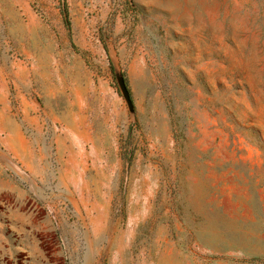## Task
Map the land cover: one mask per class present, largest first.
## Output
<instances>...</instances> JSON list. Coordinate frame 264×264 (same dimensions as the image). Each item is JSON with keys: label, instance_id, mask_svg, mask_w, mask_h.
Instances as JSON below:
<instances>
[{"label": "rangeland", "instance_id": "374dc122", "mask_svg": "<svg viewBox=\"0 0 264 264\" xmlns=\"http://www.w3.org/2000/svg\"><path fill=\"white\" fill-rule=\"evenodd\" d=\"M0 264H264V0H0Z\"/></svg>", "mask_w": 264, "mask_h": 264}, {"label": "water", "instance_id": "95a60500", "mask_svg": "<svg viewBox=\"0 0 264 264\" xmlns=\"http://www.w3.org/2000/svg\"><path fill=\"white\" fill-rule=\"evenodd\" d=\"M116 77H117V81H118V84H119V88L123 94V97L128 105V107L130 108V110H133V104H132V100L130 98V94H129V91L126 87V84H125V81H124V78L121 74H116Z\"/></svg>", "mask_w": 264, "mask_h": 264}, {"label": "trees", "instance_id": "16d2710c", "mask_svg": "<svg viewBox=\"0 0 264 264\" xmlns=\"http://www.w3.org/2000/svg\"><path fill=\"white\" fill-rule=\"evenodd\" d=\"M128 6V5H127ZM133 8V6H131ZM62 13H63V16H64V22H65V25H66V28L68 30V33H70V26H71V23H70V20H69V13H68V10H67V7L66 5L64 4V6L62 7Z\"/></svg>", "mask_w": 264, "mask_h": 264}]
</instances>
